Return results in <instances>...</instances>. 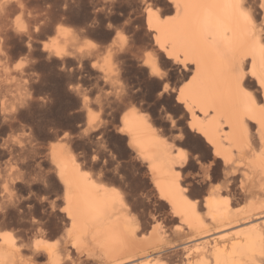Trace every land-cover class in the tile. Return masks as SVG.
<instances>
[{"label": "snow or ice", "instance_id": "obj_1", "mask_svg": "<svg viewBox=\"0 0 264 264\" xmlns=\"http://www.w3.org/2000/svg\"><path fill=\"white\" fill-rule=\"evenodd\" d=\"M76 2L0 0V93L5 82L21 89L0 108V240L11 241L0 264H50L57 253L62 264H113L149 232L193 227L205 197L227 206L233 189L243 203L236 211L261 221L243 233L240 264H264V195L258 205L248 199L256 174L264 193V0H106L122 20L91 24L73 20ZM34 42L62 71L71 65L79 129L29 118L46 103L24 87ZM77 67L96 70L94 83L83 87ZM130 68L147 92L130 87ZM111 133L124 158L104 144ZM78 136L103 154L78 155ZM253 151L258 173L243 163Z\"/></svg>", "mask_w": 264, "mask_h": 264}, {"label": "rangeland", "instance_id": "obj_2", "mask_svg": "<svg viewBox=\"0 0 264 264\" xmlns=\"http://www.w3.org/2000/svg\"><path fill=\"white\" fill-rule=\"evenodd\" d=\"M105 4L106 0H77L72 9V18L75 22L81 24H91L93 19H98L101 16H105L106 19L115 21L122 20V17L116 10L108 13ZM97 8L100 9L99 12L96 11ZM105 31H107V28H105ZM141 35L142 33H138V36ZM17 48L18 46L9 48V53L12 54L16 52ZM31 59L34 60L35 63L28 65V74L25 78L29 80V83L24 87L30 88L33 95L37 97L43 96L46 103H43L42 106L37 104L29 114V118L35 122L38 127L65 124L79 129V113H77L75 109L74 97L67 90V79L71 78V65H67V72L62 71V69L65 68L63 63L42 58V56L35 53V42ZM75 71L77 74L76 78L81 81L83 87L87 88L94 83L93 78L88 73L95 72L96 70L88 69L85 71L84 69L77 67ZM137 75L138 74L134 69L130 68L128 70L127 79L130 87L133 90L137 87H143L147 92L151 86L146 84L142 85L141 81L137 78ZM4 87L8 90V94L4 95L3 93H0V108H3L5 105H10L13 100L18 98L17 94L21 91L19 81L14 84H7L5 82ZM13 88L15 89V94L11 92V89ZM114 135V133L108 134V139L104 141V144L107 145L110 141L111 147L121 154V158H124L123 146L119 144ZM3 144L4 140L0 139V154H3L6 151ZM75 147L79 149L78 155L82 157H86L87 153L93 149H95L98 154H103L104 152V148L101 146L100 142L93 143L88 138H80L79 136L76 139ZM19 187L23 188L24 186L19 185ZM226 190L227 189H225V192ZM235 191L236 190L233 189L231 196L232 204L235 205L234 208H243V203H241L240 199L236 197ZM209 195H211L210 190ZM205 198L207 199V197ZM258 201L260 202V198H258ZM200 206L201 215L205 218L207 212L206 208H204V202L203 205ZM25 210L29 211L27 209ZM140 215L144 219V223L141 227L146 228L148 226L149 216H146L143 211H141ZM171 219L178 220V218L174 216L171 217ZM205 220L208 221L207 217ZM186 230L184 232H176L169 228L171 235L164 232L159 234L149 232L147 233V239H139L138 241L144 244L148 250H153L157 247H160L161 249L172 248L174 252L167 253L168 255L175 256L171 264H185V261L183 260L184 257L188 256L189 258L192 253L196 251V246L204 243V240L198 241L200 237L195 234H190ZM23 235H27V233L25 232ZM191 248L193 250H190ZM180 250H184V252L182 251L183 253H181ZM178 255H180V257ZM100 263V260L96 261V264Z\"/></svg>", "mask_w": 264, "mask_h": 264}, {"label": "bare ground", "instance_id": "obj_3", "mask_svg": "<svg viewBox=\"0 0 264 264\" xmlns=\"http://www.w3.org/2000/svg\"><path fill=\"white\" fill-rule=\"evenodd\" d=\"M189 14L195 17L199 15V9L191 8L189 9ZM224 135L223 128H221L217 140H222ZM260 135L261 133L258 131L256 133L258 139ZM227 150L231 152L230 148ZM250 162L252 169L258 173L260 158L254 151L249 155H243V163L247 166ZM262 195L264 193L260 192V178L256 174L255 179L251 182L248 199H255L258 205V198H261ZM200 207V205H197L194 209V215L191 216L193 227L186 228V231L190 234L197 235L200 237L198 241L204 240V243L197 245L196 250L198 249V251H193L194 253L192 255L190 254L191 256L189 258L188 256L184 257L185 264L186 260L191 261V264H217L218 260L220 264H235L236 261L243 259L244 257L239 254V246L244 240L243 233L249 231V225L251 223L260 224L261 221L257 220L256 216H250L248 210L237 212L236 208L233 207L232 200L225 206L222 203L217 204L214 200L205 198L204 208H206L207 212L205 218L207 217L208 221L201 215ZM176 218L178 220L180 219V217ZM255 231L258 233L259 228L255 229ZM234 245L236 246L235 251L233 248ZM7 247L8 244L6 241L0 240V254L6 252ZM190 250L193 249L191 248ZM182 251L184 252V250H180L181 253H183ZM168 252L171 253L174 251L172 248L161 249L160 247L148 250L144 244L136 240L131 247L116 253L112 257V261L113 264L120 259L127 261V264H137V261H140L141 264H171L175 256L168 255ZM178 256L180 257V255ZM46 259L50 264H62L63 261V257L59 253L46 257Z\"/></svg>", "mask_w": 264, "mask_h": 264}, {"label": "clouds", "instance_id": "obj_4", "mask_svg": "<svg viewBox=\"0 0 264 264\" xmlns=\"http://www.w3.org/2000/svg\"><path fill=\"white\" fill-rule=\"evenodd\" d=\"M138 30H139L138 28L135 29V31H138ZM225 151L228 153V156L230 157V155H231L230 151L227 150V149H225ZM5 241H6V243H7L9 246L11 245V241H10V240H7V239H6ZM217 264H220L219 260L217 261ZM235 264H240V261H236Z\"/></svg>", "mask_w": 264, "mask_h": 264}]
</instances>
